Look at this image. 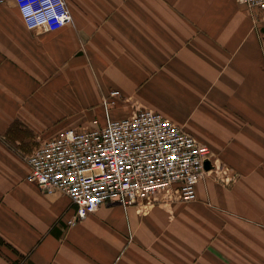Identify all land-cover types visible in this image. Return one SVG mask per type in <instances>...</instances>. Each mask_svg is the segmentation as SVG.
I'll use <instances>...</instances> for the list:
<instances>
[{
    "label": "crops",
    "instance_id": "0c3cea01",
    "mask_svg": "<svg viewBox=\"0 0 264 264\" xmlns=\"http://www.w3.org/2000/svg\"><path fill=\"white\" fill-rule=\"evenodd\" d=\"M65 3L71 24L44 32L0 0V264H264L261 16L236 0ZM139 108L206 145L215 178L172 220L103 204L69 225L70 200L28 181L26 158Z\"/></svg>",
    "mask_w": 264,
    "mask_h": 264
},
{
    "label": "built area",
    "instance_id": "2783aa9c",
    "mask_svg": "<svg viewBox=\"0 0 264 264\" xmlns=\"http://www.w3.org/2000/svg\"><path fill=\"white\" fill-rule=\"evenodd\" d=\"M28 30L53 32L72 22L65 0H14ZM264 18V0H236ZM105 108L119 97L110 92ZM210 150L158 112L139 108L129 117L101 125L67 128L27 158V180L45 194H63L74 214L69 225L94 214L103 204L136 207L169 194L196 200V188L218 170ZM208 163L209 169L205 168Z\"/></svg>",
    "mask_w": 264,
    "mask_h": 264
},
{
    "label": "rangeland",
    "instance_id": "374dc122",
    "mask_svg": "<svg viewBox=\"0 0 264 264\" xmlns=\"http://www.w3.org/2000/svg\"><path fill=\"white\" fill-rule=\"evenodd\" d=\"M262 21H264V18H262ZM37 147H39V144ZM214 176H215V173L210 175V177L212 178ZM183 203L185 204L183 205ZM187 204H188L187 202H181L178 200H174L172 197H170L169 194H164L159 200H155L151 203H147V202L144 203L143 205L144 206L146 205L147 208L140 209L141 211L140 210L139 211L141 214L142 213L152 214V212L155 211V213H159L160 215L165 216L167 220H172L175 214L180 213L182 206H187ZM126 208H130V207H126Z\"/></svg>",
    "mask_w": 264,
    "mask_h": 264
},
{
    "label": "water",
    "instance_id": "95a60500",
    "mask_svg": "<svg viewBox=\"0 0 264 264\" xmlns=\"http://www.w3.org/2000/svg\"><path fill=\"white\" fill-rule=\"evenodd\" d=\"M205 168H206V169H209V165H208V163L205 164Z\"/></svg>",
    "mask_w": 264,
    "mask_h": 264
},
{
    "label": "trees",
    "instance_id": "16d2710c",
    "mask_svg": "<svg viewBox=\"0 0 264 264\" xmlns=\"http://www.w3.org/2000/svg\"><path fill=\"white\" fill-rule=\"evenodd\" d=\"M0 244H4V241L0 238Z\"/></svg>",
    "mask_w": 264,
    "mask_h": 264
}]
</instances>
